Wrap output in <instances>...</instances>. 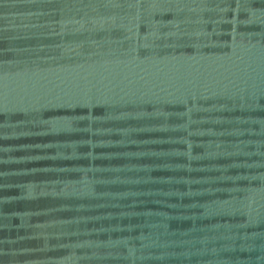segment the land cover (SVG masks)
<instances>
[{
    "label": "water",
    "instance_id": "obj_1",
    "mask_svg": "<svg viewBox=\"0 0 264 264\" xmlns=\"http://www.w3.org/2000/svg\"><path fill=\"white\" fill-rule=\"evenodd\" d=\"M0 264H264V0H0Z\"/></svg>",
    "mask_w": 264,
    "mask_h": 264
}]
</instances>
